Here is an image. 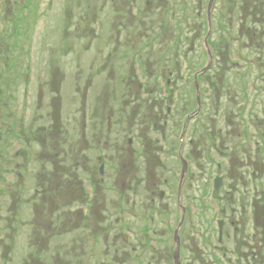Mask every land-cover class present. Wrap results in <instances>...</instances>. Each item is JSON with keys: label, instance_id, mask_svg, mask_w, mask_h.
Returning <instances> with one entry per match:
<instances>
[{"label": "rangeland", "instance_id": "obj_1", "mask_svg": "<svg viewBox=\"0 0 264 264\" xmlns=\"http://www.w3.org/2000/svg\"><path fill=\"white\" fill-rule=\"evenodd\" d=\"M208 2L0 0V264H136L120 241L130 233L121 222H132L134 233L149 218L174 223V198L159 205L164 188L152 185L168 178L155 157V139L177 136L171 123L181 125L194 108L193 75L207 62ZM221 5L214 0L209 13L213 69L206 73L213 77L198 78L200 96L204 84L210 87V109L201 104L195 121L235 124L244 103L238 89H244L231 79L264 74V0H229L222 16ZM242 57L258 60L259 70ZM108 117L117 148L109 171L114 207L86 210L77 200L91 189L81 187V167L75 174L74 165H96L94 142L108 138ZM130 138L140 146L129 157ZM84 139L93 142L87 146ZM147 139L152 163L144 170L145 157L133 153L142 154ZM220 201H211L207 215L213 240Z\"/></svg>", "mask_w": 264, "mask_h": 264}, {"label": "flooded vegetation", "instance_id": "obj_2", "mask_svg": "<svg viewBox=\"0 0 264 264\" xmlns=\"http://www.w3.org/2000/svg\"><path fill=\"white\" fill-rule=\"evenodd\" d=\"M221 1L222 16L225 14L223 10H226L229 0ZM233 1L237 4L239 0ZM147 46L142 47L141 52L146 50ZM241 61L254 64L255 69H258L256 66L258 60L242 57ZM212 69L213 67L209 70ZM194 75V108L186 114L181 125L171 123V127L179 128L178 135L175 136L172 131L168 137L161 133V137L155 139V157L158 158L161 172L168 178L153 182L152 185L161 184L166 190V192L164 189L159 190L157 193L159 205L164 203L167 196L174 198L177 218L173 224L167 217L146 219L140 228L141 233L132 232L134 227H129L132 222L126 226V222L123 221L119 226H125L130 233L121 234L120 241L125 247H129V251L126 249L125 251L134 255L136 264H168L169 262L176 264L175 234L179 240L177 264H264V74L260 72L244 74L237 80L231 79L234 81L232 86L236 81L238 85H243L244 89L243 92L238 89L243 95L244 103L239 108L238 120L235 124L210 120L195 121L200 113L201 104L204 105L205 110L210 109V87L208 84L202 86L205 92L200 96V109L194 114L197 110ZM203 77L210 82L213 76L207 73L198 76L200 80ZM225 78V75L219 78L221 86ZM226 82V86L229 85V79ZM169 83L167 80L166 84ZM39 88L41 89L42 85ZM218 101L217 98L216 102ZM158 108L161 114L163 106L160 105ZM163 113L165 116L171 115L169 108ZM167 124L168 122L153 123L152 126L161 128L162 125ZM110 131L111 121L108 117L106 129L108 138L94 142L96 165L88 168L90 162L84 160L82 164L74 165L75 174L79 173L78 167H81L80 172L83 174V180L79 182L81 187L83 188L84 185L87 189H91V193L80 194L77 200V204L86 210L90 208L93 211L100 207L110 210L114 207V201L110 198L114 187L111 185L109 171L114 167L117 148L114 139L109 137ZM84 140L87 146L93 142L90 139ZM135 143L140 146L136 139L130 138L126 141L125 148L129 157ZM141 145L142 154L139 152L135 154L134 150L133 155L145 157L144 165L139 168L146 170L152 163L147 152L153 149V140L147 139ZM217 157L221 160L215 166L218 174L211 179L213 161ZM86 158V153H83L82 159ZM218 179H220V188L217 196L214 197V185ZM126 189L132 191L131 179L128 180ZM215 198H220L221 201L218 205L220 219L215 220L217 235L213 240L209 232L210 220L207 215L212 211L211 201ZM72 203L73 201L65 203V209ZM118 221L114 219L115 223ZM113 238L116 240L117 235ZM169 241L171 244L168 245ZM171 245L173 250H170Z\"/></svg>", "mask_w": 264, "mask_h": 264}, {"label": "water", "instance_id": "obj_3", "mask_svg": "<svg viewBox=\"0 0 264 264\" xmlns=\"http://www.w3.org/2000/svg\"><path fill=\"white\" fill-rule=\"evenodd\" d=\"M214 0H209L208 2V6H207V12H206V19H207V33L204 39V46L206 47V53H207V62L205 64V66L198 71L197 73H195L194 75V85H195V90H196V100H197V110L194 114H197L199 109H200V91H199V85H198V76L205 74L210 68H211V59H212V55L209 52L207 46H208V38L210 35V22H209V13H210V8L211 5L213 4ZM17 175L21 178L20 174L17 172ZM220 188V179L215 181V185H214V193L213 196L216 197L217 196V192ZM183 217H184V213H183ZM220 234H221V230H220ZM175 244H176V250L174 253V260L175 263L177 264V260L179 258V240L177 238V235L175 234Z\"/></svg>", "mask_w": 264, "mask_h": 264}, {"label": "trees", "instance_id": "obj_4", "mask_svg": "<svg viewBox=\"0 0 264 264\" xmlns=\"http://www.w3.org/2000/svg\"><path fill=\"white\" fill-rule=\"evenodd\" d=\"M227 59H230V57L228 56V58Z\"/></svg>", "mask_w": 264, "mask_h": 264}]
</instances>
